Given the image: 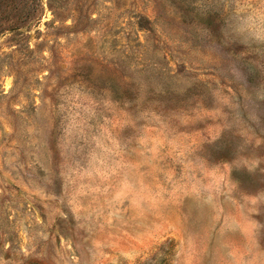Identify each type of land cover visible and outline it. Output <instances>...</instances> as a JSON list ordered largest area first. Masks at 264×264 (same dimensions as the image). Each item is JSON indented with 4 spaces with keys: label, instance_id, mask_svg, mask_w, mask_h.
I'll list each match as a JSON object with an SVG mask.
<instances>
[{
    "label": "rangeland",
    "instance_id": "rangeland-1",
    "mask_svg": "<svg viewBox=\"0 0 264 264\" xmlns=\"http://www.w3.org/2000/svg\"><path fill=\"white\" fill-rule=\"evenodd\" d=\"M0 264H264V0H0Z\"/></svg>",
    "mask_w": 264,
    "mask_h": 264
}]
</instances>
